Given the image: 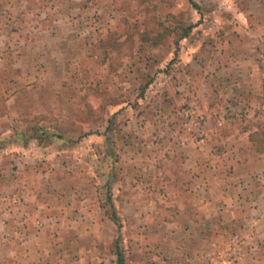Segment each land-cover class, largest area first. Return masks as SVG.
I'll return each mask as SVG.
<instances>
[{"label":"rangeland","instance_id":"rangeland-1","mask_svg":"<svg viewBox=\"0 0 264 264\" xmlns=\"http://www.w3.org/2000/svg\"><path fill=\"white\" fill-rule=\"evenodd\" d=\"M220 6L69 0L62 16L61 0H20L15 32L0 35V163L4 154H24L21 145L31 155L49 149L51 198L60 192L64 203L77 201L81 193L115 224V256L103 264H118V249L124 264H237L242 254L245 264H255L260 212L206 208L211 195L189 189L202 178L191 179L188 164L175 161L186 138L214 118L255 124L250 139L264 151V45L246 54L260 60L262 107L243 105L221 84L223 95L207 91L209 62L243 54L230 46L236 35L217 29L213 11ZM223 10L228 31L237 18ZM11 134L23 142L13 146ZM189 234L197 237L190 241ZM175 235L184 236L181 248Z\"/></svg>","mask_w":264,"mask_h":264},{"label":"crops","instance_id":"crops-1","mask_svg":"<svg viewBox=\"0 0 264 264\" xmlns=\"http://www.w3.org/2000/svg\"><path fill=\"white\" fill-rule=\"evenodd\" d=\"M68 1L61 0L62 16L64 5L68 13ZM215 1L225 4L213 11L219 23L217 29L221 33L236 35V40L230 46L242 49L243 54L232 55L228 61L220 63L216 59L215 64L212 60L209 62L212 73L207 79L215 85L211 87L208 82L207 91L221 96L226 92V89L219 91L218 84H221L222 88L227 87V96L231 97V92L236 91L234 95L238 98L241 96L240 103L260 108L262 105L256 102L260 60L255 56L246 58V54L248 51L254 54L264 45V0ZM18 4L20 0H0V35L15 32L13 27ZM224 8H230L234 18H237L228 31L226 21L222 20V16L225 17ZM36 9L35 5L27 12ZM4 45L5 42L0 40V49H4ZM227 45L228 42L222 47L226 48ZM233 85L238 87L234 88ZM203 108L205 113H210L209 108ZM212 110L213 114L220 112ZM229 119L232 118L221 119V122L215 118L202 122L199 137H187L184 151H181L182 147L181 150L179 148L175 161L188 164V172L185 173L191 179L202 178V185L195 186V181H192L189 189H199L211 195V199L205 201L206 208L216 206L224 213L244 209L260 212L254 220L261 227L258 229V242L262 244L257 246L259 249L254 253V262L264 264V151L254 147L255 142L250 139L252 129H256L255 124L234 123ZM15 135H10L13 146L23 142L20 133L18 138ZM20 150L24 154H4L1 158L3 164L0 163V264H103L107 257L114 258V222L103 220L99 205L81 200L84 197L81 193L77 201L74 198L64 203L60 192L57 197L51 198L49 166L46 164L49 162V149L46 152L42 148L37 149L33 155L28 145H21ZM37 163H43V166ZM178 177L181 178L180 172ZM211 178H214V183L210 181ZM185 189L187 187L180 192H185ZM72 193L75 196V192ZM236 224L240 225L238 221ZM195 236L189 234L185 238L193 241ZM175 238L181 241L177 245L181 248L184 236L175 235ZM238 238L240 241L239 234ZM179 255H183L181 249ZM245 258L246 255L242 254L237 264H245Z\"/></svg>","mask_w":264,"mask_h":264},{"label":"trees","instance_id":"trees-1","mask_svg":"<svg viewBox=\"0 0 264 264\" xmlns=\"http://www.w3.org/2000/svg\"><path fill=\"white\" fill-rule=\"evenodd\" d=\"M112 204V203H111ZM112 208L114 209V207L112 206ZM111 217H112V219L114 220V221H116V222H119V220H118V216H117V214L114 212V210H113V213H112V215H111ZM110 217V218H111ZM117 255H118V264H124V258H123V254H122V250H117Z\"/></svg>","mask_w":264,"mask_h":264}]
</instances>
